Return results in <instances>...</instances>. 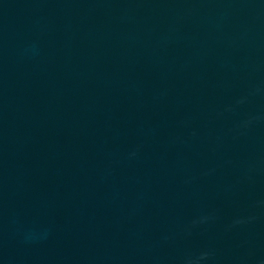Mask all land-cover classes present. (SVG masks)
Masks as SVG:
<instances>
[{
    "label": "water",
    "instance_id": "95a60500",
    "mask_svg": "<svg viewBox=\"0 0 264 264\" xmlns=\"http://www.w3.org/2000/svg\"><path fill=\"white\" fill-rule=\"evenodd\" d=\"M0 264H264V0H0Z\"/></svg>",
    "mask_w": 264,
    "mask_h": 264
}]
</instances>
